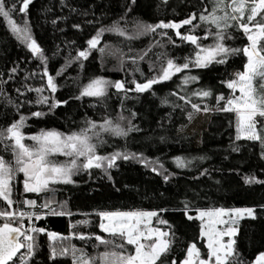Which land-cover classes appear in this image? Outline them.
Here are the masks:
<instances>
[{"label": "trees", "instance_id": "trees-1", "mask_svg": "<svg viewBox=\"0 0 264 264\" xmlns=\"http://www.w3.org/2000/svg\"><path fill=\"white\" fill-rule=\"evenodd\" d=\"M13 2L17 8L11 18L21 27L27 19L33 39L47 58V72L54 78L57 87L54 93L46 89L47 78L42 76L45 65L40 61L39 54L33 56L25 44L16 39L4 18L0 17V127H6L18 119V113L29 116L22 129L26 135L41 129H55L63 133L78 131L86 126V120L100 122L106 116L125 128L131 121L137 130L129 132L126 137L105 134L106 143L98 146V154L127 151L135 153L137 157L142 155L149 162L155 161L157 168V171H153L152 167H146L138 159H117L115 166L107 173L97 168L82 170L72 176L73 183L50 185L41 194L24 192L22 174L18 173L19 190L12 195L13 209L17 207L15 202L29 199L36 201L35 207L22 203L19 207L48 213V209L38 206L51 200L50 208L66 214L48 213L40 220H35L34 224L61 236L77 232L106 235L98 227L100 218L97 213L100 211H157L160 218L172 225L170 231H175L176 235L170 253L162 259L174 257L179 264L189 242L195 243L203 256L207 252L206 240L199 237L200 221L185 217V203L188 205V214L193 217L196 209L252 208L254 218L246 216L239 222L234 245L239 255L234 259L243 261V264H254L256 256L264 252V183H245L244 177L251 176L264 181V173L261 172L264 158L261 157L260 144L246 139L217 143L214 133L209 130L197 132L186 129L192 121L189 113H194L191 103H197L202 109L205 105L215 109V96H228L230 90L221 81L232 79L234 72L242 70L246 61L242 53L230 56L224 64L213 62L205 68L176 73L170 80L158 82L143 93L118 91L109 87L102 98L85 96L76 99L81 87L95 77L113 82L119 80L125 89H134L132 81L143 83L157 74L165 57L173 58L175 63H182L183 57L192 55L195 46L182 41L176 36V31L183 35L189 32L192 25H198L191 34L201 37L198 41L201 45L211 44V37L203 38L204 30L210 27L214 32L215 28L199 20L200 12L204 9L211 11V0H31L26 14L18 11L22 0H8V3ZM193 13L196 18L192 20V25H181L176 30L157 28L154 32L138 36L135 33L134 25L137 23H179ZM255 19L259 20L260 16ZM114 21H119L121 27L135 38L129 40L113 33H104L97 46H110L104 54L92 50L87 59L72 60L77 50L87 47L86 40L97 29L111 25ZM242 22H247V19L244 18ZM230 23L233 27L228 32L232 39H225L224 43L228 47L242 48L248 43L247 38L235 26V21ZM73 24H79L80 27L73 28ZM169 37L174 43H169ZM117 49L124 54L122 67L117 56L112 54ZM145 49L150 50L134 65L129 57H135ZM13 67L17 71L10 73ZM137 67L138 71L135 70ZM185 73L197 76L198 80L181 85V77ZM166 85H170L171 89L161 90ZM25 86L33 89L45 87L42 95L49 97V103L53 98L67 103L59 104L51 111L48 105L28 103L35 101L37 93L26 91ZM199 89L211 90L212 96L191 95ZM181 96L190 98L191 103L181 100ZM9 100L12 103H8ZM163 100L167 103H162ZM33 111H42L45 115L31 117ZM120 116L124 119L120 120ZM224 133V130L221 131L219 136L222 137ZM24 142L32 143L30 140ZM234 147L238 150L233 151ZM0 156L5 160L11 159V153L4 151L2 145ZM175 157H181L186 166L177 167ZM55 158L61 160L60 156ZM164 175L169 176L167 181L163 179ZM6 207L0 201V209ZM160 209L165 211L160 212ZM85 219L89 221L87 225L77 223ZM155 221L153 217V226H157ZM159 227L165 228L163 225ZM36 241L38 246L30 264H71L70 257L50 260L49 243L54 246L70 243L77 248H84L89 254L93 253L92 245L95 243L94 239L85 242L75 235L69 241L50 242L46 233L39 234ZM102 250L103 246L97 249Z\"/></svg>", "mask_w": 264, "mask_h": 264}, {"label": "snow or ice", "instance_id": "snow-or-ice-1", "mask_svg": "<svg viewBox=\"0 0 264 264\" xmlns=\"http://www.w3.org/2000/svg\"><path fill=\"white\" fill-rule=\"evenodd\" d=\"M31 0H22L19 4L18 11L26 14ZM17 8L15 2L8 3V0H0V17L7 22L11 32L16 39L25 44L33 56L39 54L40 61L45 65L42 73L46 77V89L51 93L56 91L57 85L54 78L48 74L46 69L47 58L45 57L41 47L38 45L31 34L28 27L27 19L24 20V26H19L12 18L11 14ZM74 10V9H73ZM207 13V14H205ZM260 19H255L257 16ZM246 15L247 22H242ZM196 18V14H191L187 19L174 23L169 21L158 24L137 23L134 25L136 35H143L154 32L157 28L163 29H179L181 25H192V20ZM199 20L205 25L214 26L213 32L210 27L204 30V39L212 38V43L201 45L198 41L201 37L191 34L198 27L192 25L188 33L181 34L176 31V36L184 42H189L195 46L190 56L183 57L182 63H175L173 58L165 57L164 63L161 64L157 74L147 78L145 82L138 83L135 80L132 83L134 89H125L124 84L117 81H109L103 77H95L80 89L81 97H97L102 98L106 95L107 89L113 87L116 90L136 91L143 93L150 89L152 85L167 81L176 73L184 72L192 68H205L209 64L215 62L217 64L226 63L227 59L237 53H242L246 57L242 70L236 71L232 79L222 80L229 90V94L225 97L223 94L215 96L216 111L233 113L235 121V139H246L256 141L261 146V157L264 158V0H211V11L204 9L199 14ZM231 21H235V26L242 30L243 35L247 38L248 43L242 48H232L226 46L225 39H232L228 29L233 27ZM55 24V21H53ZM91 23V21H89ZM73 28H79V24H73ZM104 33H113L125 39L135 38L129 35L124 27H121L119 21H114L111 25L103 26L96 30L95 34L86 40L83 50H77L72 60L82 61L87 59L92 50H98L104 54L110 46L98 48L101 42V36ZM166 35V33H161ZM169 43H174L171 37L168 38ZM150 49H145L141 54L135 57H129L134 65L147 55ZM117 56L121 67L124 63V54L120 50L112 53ZM159 59V57H157ZM71 61H66L70 63ZM150 65V70H151ZM138 71V67L135 69ZM10 73H15L17 69L11 68ZM34 75V73H33ZM59 75V73H57ZM141 75H143L141 73ZM198 77L185 73L181 77V85L195 82ZM45 87L30 88L25 86L26 91L37 93L35 103L37 105H48L49 111L57 107L59 104L67 103V101H57L54 98L49 103V97L42 95ZM20 92L19 89L16 90ZM238 91V95L236 94ZM23 95V93H20ZM175 95V93H172ZM196 97H210L211 90L199 89L191 94ZM181 100L191 103L190 98L181 96ZM221 101L223 105L221 106ZM8 103H12L11 100ZM162 103H167L163 100ZM17 107V105H13ZM194 111H209L207 105L203 109L197 103H191ZM45 113L42 111H33L31 117H42ZM135 116V113H132ZM191 113H189V119ZM29 116L18 113V119L13 120L6 127H0V145L4 151L11 153V159L5 160L0 156V201H3L7 207L0 209V264H30L31 258L35 255V249L38 246L36 237L41 233H46L48 240L69 241L72 235L77 239L87 242L95 240L92 245L94 251L89 254L84 248H77L72 244L53 245L49 243L48 258L54 260L57 257H70L71 264H177L176 258L168 260L162 259L167 257L171 251V246L176 240L175 231H170L172 225L167 220L160 218L157 211H100L97 215L100 218L98 225L102 233L86 234V233H69L68 236L46 231L44 227H37L33 220H40L48 213L56 215H65L64 212H55L49 205L51 200L40 204V209H48V213L43 211H32L21 209L19 204L25 206H36L35 200L24 199L15 202L17 207L13 209V200L11 199L12 186L11 182L15 180L18 173L23 174V190L24 192L40 193L42 190H48L50 184L56 183H73L72 176L82 170L92 168L103 169L105 173L115 166L117 159L129 160L138 159L146 167H152L153 171H157L155 161L149 162L142 155L137 157L135 153L127 151H113L108 155L98 154V146L106 143L104 135L108 134L113 137H126L129 132L137 130L135 126L128 122L127 128L122 127L120 123L114 122L110 117H105L102 121L97 122L91 119L85 121V127L78 131L68 133L59 132L55 129H41L39 132L26 135L22 129L25 127ZM120 120L124 117L120 116ZM30 140L31 144L24 141ZM238 148H233L237 151ZM63 156L66 159L57 161L55 157ZM177 167H185V161L181 157H175ZM162 168L163 165H160ZM111 178V177H109ZM163 179L167 181L168 175H164ZM245 183H264L258 181L255 177H244ZM188 205L184 204V215L188 220L196 219L200 221L199 237H207L206 258H202L200 249L195 243L189 242L186 248V254L179 264H243V261L235 260L234 257L239 254L234 250V240L232 236L235 234L234 227H227L224 230H217L216 224H223L224 221L220 217L226 213H245L249 217L254 218V209L252 208H210L207 210L196 209V215L193 217L188 214ZM160 212L165 209H160ZM70 214V213H68ZM156 218V225L152 226V218ZM27 220V225L24 221ZM78 224L87 225L88 220L77 221ZM234 223V221H233ZM207 224V229L205 225ZM159 225L165 226L164 230ZM71 227V225H70ZM227 236L229 239L224 241L222 237ZM103 246L102 251H97ZM23 249V251H21ZM254 264H264V252H260L254 261Z\"/></svg>", "mask_w": 264, "mask_h": 264}, {"label": "rangeland", "instance_id": "rangeland-1", "mask_svg": "<svg viewBox=\"0 0 264 264\" xmlns=\"http://www.w3.org/2000/svg\"><path fill=\"white\" fill-rule=\"evenodd\" d=\"M244 18H246V15ZM164 89L165 90L171 89V86L166 85V86L161 87V90H164ZM236 94L237 95L239 94L238 91ZM220 103L222 106L223 101H221ZM211 110H213V112ZM191 118H192V121L188 125V127H186L187 130H193V131H197V132H201L202 130H209V131L214 133L217 143H229V142L236 140L235 139V135H236L235 126H234L235 121H234V114L233 113L216 111L214 108H212L207 113H203L201 111H194L193 116ZM223 130L225 131V133L222 137H220L219 133ZM197 144L198 145L200 144V137L198 138ZM57 156H59V155H57ZM60 158H61V160H57V161H63L66 159L63 156H60ZM261 172L264 173V166L261 167ZM21 182H22V186H23V174L21 176ZM50 185H54V184H50ZM50 185H49V188H50ZM11 186H12L11 199L13 200V196H12L13 193L16 192V190H19V180H18L17 176H16L15 180H13L11 182ZM44 191H46V190H42L40 193H35V194H41ZM26 193H31V192H26ZM246 216H248V215L245 213H240V214L231 213V212L226 213L224 216L220 217V219H222L224 221V223L223 224H216L215 227L217 230H224L229 226L234 227L236 229V232L231 238L235 242V236L238 233L239 222L242 218H244ZM233 221H234V223H233ZM152 222H153V218H152ZM33 223H35V220H33ZM152 226H153V224H152ZM205 227L207 229V227H208L207 224L205 225ZM203 238L206 240V243H207V237H203ZM222 239L224 241H227L229 239V237L224 236V237H222ZM234 245H235V243H234ZM201 256H202V258H206L205 256L202 255V251H201Z\"/></svg>", "mask_w": 264, "mask_h": 264}, {"label": "built area", "instance_id": "built-area-1", "mask_svg": "<svg viewBox=\"0 0 264 264\" xmlns=\"http://www.w3.org/2000/svg\"><path fill=\"white\" fill-rule=\"evenodd\" d=\"M211 109V108H210ZM210 109H209V111H210ZM209 111H207V112H209ZM212 112H213V110H211ZM201 112H203V113H207V112H204V111H201ZM24 223H25V225H27V220L25 219V221H24ZM21 251H23V249L21 250Z\"/></svg>", "mask_w": 264, "mask_h": 264}, {"label": "crops", "instance_id": "crops-1", "mask_svg": "<svg viewBox=\"0 0 264 264\" xmlns=\"http://www.w3.org/2000/svg\"><path fill=\"white\" fill-rule=\"evenodd\" d=\"M193 116V114H191V117Z\"/></svg>", "mask_w": 264, "mask_h": 264}]
</instances>
